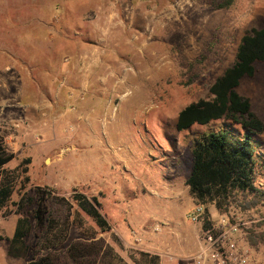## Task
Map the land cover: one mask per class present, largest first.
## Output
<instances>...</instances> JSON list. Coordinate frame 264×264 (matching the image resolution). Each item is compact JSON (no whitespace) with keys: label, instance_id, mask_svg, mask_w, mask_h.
Returning <instances> with one entry per match:
<instances>
[{"label":"rangeland","instance_id":"374dc122","mask_svg":"<svg viewBox=\"0 0 264 264\" xmlns=\"http://www.w3.org/2000/svg\"><path fill=\"white\" fill-rule=\"evenodd\" d=\"M219 1L0 0V77L7 80L6 91L0 92V108L6 114L0 116V134L15 154L5 170L28 169L0 211V264H26L49 252L53 264H108V249L122 259L115 260L118 264H178L167 254L196 250L202 227L188 214L200 203L187 184L193 145L212 131L237 138L250 129L223 117L179 130L178 115L190 103L212 97L210 87L236 62L242 37L254 27H264V0H238L229 9H216L213 2ZM61 37L73 39L64 41L61 62L75 61L70 49L77 44L81 49L86 43L94 45L104 80L92 78L85 97L79 85L68 90L75 92L74 98H67L63 87L53 95L51 115L40 122L33 112L29 115L35 122L30 125L19 105L31 103L28 93L37 94L41 86L20 75V68L41 61V54L54 51ZM256 67V74L242 78L237 90L250 99L253 112L264 122V61ZM252 135L264 155V131ZM3 175L1 170L0 183ZM26 176L30 181L22 188ZM256 183L264 190V179ZM40 187L72 205L70 226L60 225L69 227L66 245L97 242L104 254L76 261L65 248L42 246V231L31 214L35 205L22 210L17 205L23 192L36 199ZM78 192L99 198L110 229L102 230L80 208L74 199ZM231 201L223 211L212 202L204 204L215 220L226 212L243 221L242 237L264 264V198L241 192ZM20 216L33 222L26 239L30 250L13 257L8 238ZM156 224L160 231H154ZM135 234L141 242L135 241ZM251 234L260 236H255V244L249 241Z\"/></svg>","mask_w":264,"mask_h":264},{"label":"trees","instance_id":"16d2710c","mask_svg":"<svg viewBox=\"0 0 264 264\" xmlns=\"http://www.w3.org/2000/svg\"><path fill=\"white\" fill-rule=\"evenodd\" d=\"M237 1L220 0L213 2V5L216 9H229ZM263 61L264 27H254L242 37L236 62L211 85L212 97L190 103L178 115L179 130L188 129L194 124H206L223 117H232L250 129L247 135L237 138H232L227 131H212L201 136L200 140L193 145L192 170L187 178L190 192L198 203L212 202L219 211L227 209L226 206L232 202L231 199L241 192L264 198V190H260L256 183L257 178L264 179V155L261 154L259 145L256 146L252 135V132L264 131V122L253 112L250 99L237 90L242 78L253 77L257 72L256 63ZM14 158V152L7 149L4 138L0 134V171H4L0 183V211L10 202L18 177L21 173L28 171L27 168H20V171L5 170V166ZM28 181L30 177L26 176L22 188H26ZM37 192L36 199L23 192L17 205L21 210L30 204L35 205L31 214L36 220V227L42 231L40 237L42 246L47 250L65 248L70 258L76 261L96 259L102 251L98 248L97 242L88 244L75 240L66 245L68 239L63 241L69 232V227L61 228L60 225L63 222L70 226L71 203L65 197L53 196L48 188L40 187ZM74 199L102 230L110 229V223L100 209L101 201L97 196L90 199L86 194L78 192L74 194ZM53 205L58 207L53 208ZM65 212L67 216L62 219ZM32 229L33 222L29 216L18 218L12 238H8V253L11 256L23 257L28 254L30 248L26 239ZM255 236L258 237L253 234L249 237L251 244L257 242ZM52 254L53 252H49L45 256L34 257L26 264H53ZM105 254L106 256L109 254L112 259V262L108 264L122 262V259L114 256V252L110 249ZM145 255L156 263L159 260L158 255L149 253Z\"/></svg>","mask_w":264,"mask_h":264},{"label":"crops","instance_id":"0c3cea01","mask_svg":"<svg viewBox=\"0 0 264 264\" xmlns=\"http://www.w3.org/2000/svg\"><path fill=\"white\" fill-rule=\"evenodd\" d=\"M72 40L73 39L70 37L58 38L54 51H50L49 54L45 53V55L41 54L42 57L39 58L41 61L38 63L30 66L25 65L20 68L23 70L21 71V74L19 73L20 75H28L27 78L30 82L41 86L39 87L40 91H38L37 94L28 93L29 97L27 96V100H31V103L27 102L19 105L20 109L18 110L23 111L22 114L27 120V123L29 122L30 125L32 122H35V119L29 115L33 114V112L35 113V116H38L40 122L43 121L44 117L47 119V117L51 115L50 111L53 107L51 106V103L53 102L52 99L54 97V93L57 96L60 93V90L65 87L67 98H69L70 95H72V98H74L76 97L75 92L70 91L68 93V90H70L72 86L79 85L81 87L80 96L83 93L82 96L85 97V94L87 95V90L90 89L89 86L91 85L92 78L98 79L100 77L98 70L100 60L98 59H100L101 56H99L100 52L94 45H89L86 43L85 48L81 49L80 44H77L76 49H70V52L75 54V61L74 59H65L61 62V55L65 51V48L63 47L64 41L72 42ZM62 41L63 44H61ZM47 60L49 61L48 63L46 62ZM8 68L9 67H7V70ZM0 70H2L1 66ZM28 79H25V81ZM99 79L102 82L104 80V78L101 77ZM20 81L22 82V80ZM94 83H99V80H97V82L95 81ZM5 85H7V80H4L0 77V92L6 91V89H3ZM55 85L59 86L56 88V90L53 89V86ZM42 86H45V91ZM80 96L77 95L79 98ZM5 115H3V110L1 107L0 116L4 117ZM15 227L13 229V234ZM12 236L10 238H12Z\"/></svg>","mask_w":264,"mask_h":264},{"label":"built area","instance_id":"2783aa9c","mask_svg":"<svg viewBox=\"0 0 264 264\" xmlns=\"http://www.w3.org/2000/svg\"><path fill=\"white\" fill-rule=\"evenodd\" d=\"M188 218L202 227L198 246L188 255L167 254L170 260L178 261V264H261L253 246L242 237L243 221L226 212L220 213L215 220L204 203L196 205ZM153 229L160 231V224L154 225ZM135 237L137 243L142 241L138 234Z\"/></svg>","mask_w":264,"mask_h":264}]
</instances>
